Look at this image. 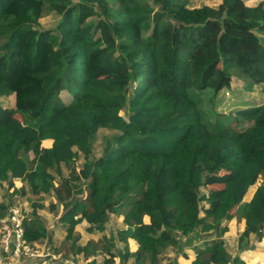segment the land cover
Masks as SVG:
<instances>
[{
  "label": "trees",
  "instance_id": "trees-1",
  "mask_svg": "<svg viewBox=\"0 0 264 264\" xmlns=\"http://www.w3.org/2000/svg\"><path fill=\"white\" fill-rule=\"evenodd\" d=\"M233 76L264 89V0H0V96L14 95L0 103V187L53 193L70 247L82 221L102 233L121 216L116 234L73 251H101L103 264L117 242L119 264H176L186 249L191 264H245L223 236L235 217L238 251L264 238V105L205 108ZM23 228L29 244L50 237L36 215Z\"/></svg>",
  "mask_w": 264,
  "mask_h": 264
},
{
  "label": "rangeland",
  "instance_id": "rangeland-1",
  "mask_svg": "<svg viewBox=\"0 0 264 264\" xmlns=\"http://www.w3.org/2000/svg\"><path fill=\"white\" fill-rule=\"evenodd\" d=\"M259 0H243L247 5H254ZM221 0H190L191 6H201V5H210L215 6L219 4ZM58 15L55 13L48 14L39 19L40 28L48 29L51 28L56 22ZM62 100L65 103H68L71 99L70 95L66 91L60 93ZM208 97V95H206ZM0 103L4 106H13L14 95H5L0 96ZM264 105V89L260 85L254 86L251 90L245 88L244 83L236 77L231 78V84L229 89H223L212 99L205 100V108L211 113H219L223 115L232 114L236 109H241L253 105ZM20 119V116H18ZM231 124L234 122L231 121ZM239 126H245V123H241ZM104 130H101L97 134V138L94 143V153L98 152V145L101 139V135L105 134ZM43 145H48L47 142ZM82 159L79 158L76 161V165H80ZM260 178L257 182L249 188L248 193L243 198V202H246L250 197L252 191L259 184ZM13 185L17 188L24 187L26 193L23 195L13 194L8 196L5 191L6 182L3 183L0 187V201L8 199L10 205H15L19 208L20 213L23 215V219L29 220L30 218H35V215L40 218V221L43 222L46 229L50 233V237L47 239H41L33 245L35 249L38 250L40 256L38 257H27L19 256L13 257L11 253L6 252L2 249L1 239L2 234L0 232V264H101L104 259L108 258V255L103 254L101 251H88V254L85 255L83 252L74 253L77 246H83L88 240H97L103 234L110 235L111 232L116 234V230L120 228L121 221L119 217L111 215L110 220L107 224L106 231L92 232L88 233L86 231L87 223L82 221L75 227V232L73 235V247H70L71 244L64 242L65 229L64 225L59 222L58 217L61 214L62 206L58 204L57 210L55 212H50L49 206L56 202V199L53 193L41 194L37 197L32 196L29 193L28 187L24 182L13 180ZM213 187H219V185H214ZM12 191V188L9 189V193ZM33 209H35V214H33ZM236 208L231 209V212L235 215L237 214ZM230 228L228 232L224 234L226 236L225 246L229 252L238 251L236 248L237 236L242 229L241 223H237L234 218L227 222ZM110 232V233H109ZM223 236V237H224ZM251 243L253 247L251 249H246L248 252L245 255V259L252 257L253 261H256V264H264V246H258L253 236H251ZM130 248H133V243L129 242ZM122 243L117 242L112 248V253L115 255L113 258L112 264H118L117 250L121 248ZM264 245V244H263ZM57 249V250H56ZM186 251H189L186 249ZM240 252V251H239ZM54 255V256H52ZM33 258V260H29ZM66 260V261H65ZM96 260V261H95ZM166 259L161 261V264H164ZM124 264H133L132 259L129 258Z\"/></svg>",
  "mask_w": 264,
  "mask_h": 264
},
{
  "label": "built area",
  "instance_id": "built-area-1",
  "mask_svg": "<svg viewBox=\"0 0 264 264\" xmlns=\"http://www.w3.org/2000/svg\"><path fill=\"white\" fill-rule=\"evenodd\" d=\"M0 232L2 234V249L11 253L13 257L23 255L34 258L40 256L33 244L27 243L24 239L23 215L17 206L11 205L5 216L0 218Z\"/></svg>",
  "mask_w": 264,
  "mask_h": 264
},
{
  "label": "crops",
  "instance_id": "crops-1",
  "mask_svg": "<svg viewBox=\"0 0 264 264\" xmlns=\"http://www.w3.org/2000/svg\"><path fill=\"white\" fill-rule=\"evenodd\" d=\"M44 142L46 143L47 142V144L48 145H43L44 144ZM51 142H52V140L51 139H45V140H43L42 141V146H44V147H49L50 145H51ZM14 180H17V179H14ZM252 193H253V191H252ZM251 193V194H252ZM250 197H251V195H250ZM250 197L247 199V201L250 199ZM117 217H119V220L121 221V219H122V217L121 216H117ZM234 219H235V221L238 223H241V227H242V229H243V227H244V220L242 219L241 221H237V219L234 217ZM229 228H230V225L228 226V230H229ZM241 229V230H242ZM240 230V231H241ZM228 232V231H227ZM110 233V232H109ZM111 233H113V232H111ZM110 233V234H111ZM106 236H109L108 234H105ZM102 236V235H101ZM224 238V240L226 241V236H224L223 237ZM129 242H131V243H133V248H130V251H134L135 249H136V244L131 240V239H129L128 240ZM35 243H37V242H33V245L35 244ZM259 244V245H258ZM264 244V238H262L261 240H260V242H258L257 243V245L258 246H264L263 245ZM129 247H130V245H129ZM228 250V249H227ZM187 252V258H184V257H182V256H178L177 258H176V264H191V262H192V260L194 259V257H195V255H194V252L192 251V250H189V251H186ZM247 250H243V251H236V252H230L232 255H234V254H238L244 261H245V264H256V261H253L252 260V257H249V259L247 260V259H245V255L244 254H247ZM29 260H33V258H30ZM66 261V260H65ZM96 261V260H95ZM132 263H133V261H132ZM167 263V260L164 262V264H166ZM92 264H94V263H92ZM101 264H103V263H101ZM118 264H119V262H118Z\"/></svg>",
  "mask_w": 264,
  "mask_h": 264
}]
</instances>
